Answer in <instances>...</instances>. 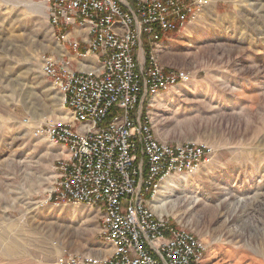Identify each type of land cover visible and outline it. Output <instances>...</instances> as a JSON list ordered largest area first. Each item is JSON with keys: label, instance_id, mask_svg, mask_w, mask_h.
<instances>
[{"label": "rangeland", "instance_id": "obj_1", "mask_svg": "<svg viewBox=\"0 0 264 264\" xmlns=\"http://www.w3.org/2000/svg\"><path fill=\"white\" fill-rule=\"evenodd\" d=\"M40 3L0 0V264L110 251L95 208L44 202L65 155L32 129L72 117L41 68L46 58L78 63L69 46L76 33L51 27ZM159 55L190 75L157 99L162 139L209 144L214 154L161 190L157 212L187 223L209 264H264V0H214Z\"/></svg>", "mask_w": 264, "mask_h": 264}, {"label": "built area", "instance_id": "obj_2", "mask_svg": "<svg viewBox=\"0 0 264 264\" xmlns=\"http://www.w3.org/2000/svg\"><path fill=\"white\" fill-rule=\"evenodd\" d=\"M39 1L51 27L76 33L69 46L78 60L71 68L46 58L41 68L72 117L32 129L65 150L44 202L95 208L110 247L63 249L55 264H209L206 243L153 202L170 178L196 174L214 149L162 139L153 110L161 94L190 77L159 53L213 0Z\"/></svg>", "mask_w": 264, "mask_h": 264}, {"label": "bare ground", "instance_id": "obj_3", "mask_svg": "<svg viewBox=\"0 0 264 264\" xmlns=\"http://www.w3.org/2000/svg\"><path fill=\"white\" fill-rule=\"evenodd\" d=\"M214 1V0H213ZM213 1H212V3H213ZM39 6H41V7H43V8H45V5L41 2L40 3V5ZM205 9V8H204ZM204 9H202V10H200V11H198L197 13H196V15L194 16V18L191 20V22L192 21H194L195 19H196V17H197V14L199 13V12H201V11H203ZM198 16H200V14L198 15ZM186 33H189V30H187L186 29ZM162 51V50H161ZM168 91H166L165 93H167ZM164 94V93H163ZM244 97V96H243ZM61 101H62V95H61ZM63 120H68L70 117L68 116V115H64V116H62L61 117ZM59 147H62L61 145H58ZM213 149V148H212ZM214 151V150H213ZM64 155H65V150H64V153H63ZM183 181H187V177L186 176H183V177H179V178H176V177H173V178H170L169 180H168V182L166 183V184H164L161 188H160V191H159V194L156 196V198H155V200H154V202H153V207L155 208V206L157 207V208H159V207H162L163 205H165V201H163V200H160V198H158V196L160 195V193H161V190L164 192V191H166V190H169L170 188H173L174 186V188H176V187H179L181 184H182V182ZM51 188V187H50ZM50 188L48 189V191L50 190ZM199 200V199H198ZM197 199L196 200H194L195 202H197L198 201ZM157 204V205H155V204ZM156 209V208H155Z\"/></svg>", "mask_w": 264, "mask_h": 264}, {"label": "crops", "instance_id": "obj_4", "mask_svg": "<svg viewBox=\"0 0 264 264\" xmlns=\"http://www.w3.org/2000/svg\"><path fill=\"white\" fill-rule=\"evenodd\" d=\"M67 35H69V34H67ZM68 53H69V52H68ZM69 54H70V53H69ZM71 55H72V54H71ZM71 55H70V57H71V58H75L76 63H78V60H77V58L75 57V55H72V56H71ZM60 150H62V152H64V148H63V147H60Z\"/></svg>", "mask_w": 264, "mask_h": 264}]
</instances>
